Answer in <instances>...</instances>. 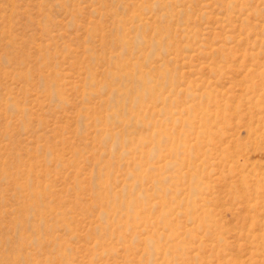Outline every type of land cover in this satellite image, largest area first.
<instances>
[{
    "label": "rangeland",
    "instance_id": "1",
    "mask_svg": "<svg viewBox=\"0 0 264 264\" xmlns=\"http://www.w3.org/2000/svg\"><path fill=\"white\" fill-rule=\"evenodd\" d=\"M0 264H264V0H0Z\"/></svg>",
    "mask_w": 264,
    "mask_h": 264
}]
</instances>
